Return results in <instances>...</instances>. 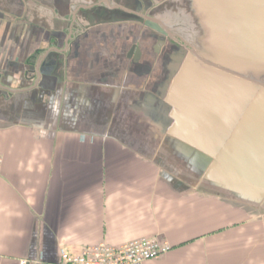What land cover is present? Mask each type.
Returning <instances> with one entry per match:
<instances>
[{
  "label": "crops",
  "instance_id": "crops-1",
  "mask_svg": "<svg viewBox=\"0 0 264 264\" xmlns=\"http://www.w3.org/2000/svg\"><path fill=\"white\" fill-rule=\"evenodd\" d=\"M242 52L264 0H0V264H264V100L217 88Z\"/></svg>",
  "mask_w": 264,
  "mask_h": 264
},
{
  "label": "built area",
  "instance_id": "built-area-1",
  "mask_svg": "<svg viewBox=\"0 0 264 264\" xmlns=\"http://www.w3.org/2000/svg\"><path fill=\"white\" fill-rule=\"evenodd\" d=\"M3 158L0 156V174ZM172 252L169 242L158 239L132 241L119 247L106 243L90 246L73 254L62 250L60 264H145Z\"/></svg>",
  "mask_w": 264,
  "mask_h": 264
},
{
  "label": "rangeland",
  "instance_id": "rangeland-1",
  "mask_svg": "<svg viewBox=\"0 0 264 264\" xmlns=\"http://www.w3.org/2000/svg\"><path fill=\"white\" fill-rule=\"evenodd\" d=\"M207 30L208 29L205 28V37H203V39L207 38ZM221 31L226 32V36H230L231 32L233 36H235L234 31L236 30L235 28H223ZM246 38L247 37L243 36H235V39H230L229 43H233V41H235V44L237 46L248 48L249 44L246 43ZM252 55L254 56H248L247 52H242V54H237L230 60H228L229 58H227L226 60L231 63L232 69L229 66L228 68L226 65H224L225 67H227L226 70L229 69L231 71L227 70L229 74L221 76L220 81L217 83V88L219 87V90L223 88L226 92L230 91L232 97L237 101L245 98L249 100L256 99L255 101L264 100V57L260 58L257 53H253ZM217 65L223 67L220 65V62H217ZM213 86H215L216 88V84H214ZM221 97L222 96L219 95L218 100H220Z\"/></svg>",
  "mask_w": 264,
  "mask_h": 264
},
{
  "label": "water",
  "instance_id": "water-1",
  "mask_svg": "<svg viewBox=\"0 0 264 264\" xmlns=\"http://www.w3.org/2000/svg\"><path fill=\"white\" fill-rule=\"evenodd\" d=\"M231 133H233V132H230V135L232 136V134Z\"/></svg>",
  "mask_w": 264,
  "mask_h": 264
}]
</instances>
